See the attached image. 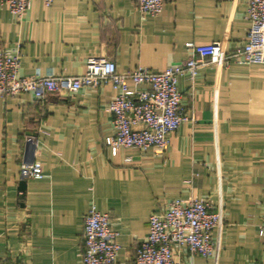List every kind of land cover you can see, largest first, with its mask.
<instances>
[{
  "label": "crops",
  "instance_id": "obj_1",
  "mask_svg": "<svg viewBox=\"0 0 264 264\" xmlns=\"http://www.w3.org/2000/svg\"><path fill=\"white\" fill-rule=\"evenodd\" d=\"M249 25L246 0H165L154 16L133 0H31L21 17L0 8V49L20 45L21 75H77L89 57H107L119 72L161 71L189 56L187 41L234 51ZM196 59V76L177 79L189 119L163 149L111 153L109 84L0 96V259L82 264L83 217L95 207L118 233L113 264H128L151 213L197 197L221 214L214 249L208 257L179 249V264H264V64ZM33 161L43 177L27 178L21 191V164Z\"/></svg>",
  "mask_w": 264,
  "mask_h": 264
},
{
  "label": "built area",
  "instance_id": "obj_2",
  "mask_svg": "<svg viewBox=\"0 0 264 264\" xmlns=\"http://www.w3.org/2000/svg\"><path fill=\"white\" fill-rule=\"evenodd\" d=\"M31 0H0V8L7 7L14 16L21 17ZM50 5L54 0H42ZM137 9L148 15L162 11L165 0H133ZM247 18L250 22L242 46L227 52L221 41L196 44L187 41L189 56L161 71L136 66L125 72L117 71L116 64L107 57H89L85 70L77 75H21V47L0 49V96L26 93L34 99L48 94L76 93L83 87L109 84L116 94L108 109L112 113L114 132L105 138V145L113 155L118 148H165L167 135L188 120L181 106L177 88L178 76L197 74L196 56L209 57L219 66L229 61L243 64H264V0H246ZM129 83H132L133 87ZM146 88L139 89L138 86ZM43 177L39 162L22 163L19 179ZM262 209L258 236L264 240V192L260 200ZM221 221L219 209L209 201L191 197L186 201L170 200L165 209L148 217V233L135 247L128 264H179L178 250L189 255L208 257L214 249L212 232ZM118 233L110 226L107 213L95 207L83 217L82 264H113L119 250ZM0 264H20L0 259Z\"/></svg>",
  "mask_w": 264,
  "mask_h": 264
},
{
  "label": "water",
  "instance_id": "obj_3",
  "mask_svg": "<svg viewBox=\"0 0 264 264\" xmlns=\"http://www.w3.org/2000/svg\"><path fill=\"white\" fill-rule=\"evenodd\" d=\"M62 95H67V92H63ZM19 190L23 191L26 185V181L24 179L19 181Z\"/></svg>",
  "mask_w": 264,
  "mask_h": 264
}]
</instances>
